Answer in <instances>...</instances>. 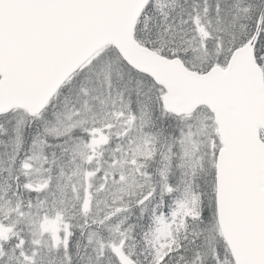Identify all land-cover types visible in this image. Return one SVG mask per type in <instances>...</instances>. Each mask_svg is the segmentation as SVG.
Returning <instances> with one entry per match:
<instances>
[{
	"label": "snow or ice",
	"instance_id": "6c2138e0",
	"mask_svg": "<svg viewBox=\"0 0 264 264\" xmlns=\"http://www.w3.org/2000/svg\"><path fill=\"white\" fill-rule=\"evenodd\" d=\"M0 264H264V0H0Z\"/></svg>",
	"mask_w": 264,
	"mask_h": 264
}]
</instances>
